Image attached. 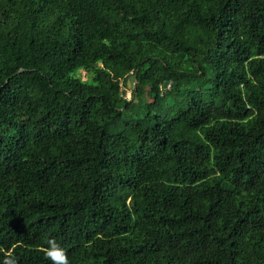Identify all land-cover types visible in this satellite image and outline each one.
I'll return each mask as SVG.
<instances>
[{
    "label": "trees",
    "instance_id": "trees-1",
    "mask_svg": "<svg viewBox=\"0 0 264 264\" xmlns=\"http://www.w3.org/2000/svg\"><path fill=\"white\" fill-rule=\"evenodd\" d=\"M49 239L264 264V0H0V264Z\"/></svg>",
    "mask_w": 264,
    "mask_h": 264
},
{
    "label": "clouds",
    "instance_id": "clouds-1",
    "mask_svg": "<svg viewBox=\"0 0 264 264\" xmlns=\"http://www.w3.org/2000/svg\"><path fill=\"white\" fill-rule=\"evenodd\" d=\"M45 258L52 264H70L67 251L55 239L47 241V248L44 249ZM13 264L15 262L13 261Z\"/></svg>",
    "mask_w": 264,
    "mask_h": 264
},
{
    "label": "rangeland",
    "instance_id": "rangeland-1",
    "mask_svg": "<svg viewBox=\"0 0 264 264\" xmlns=\"http://www.w3.org/2000/svg\"><path fill=\"white\" fill-rule=\"evenodd\" d=\"M78 76H80L83 80H87L89 78V73L85 69H80L77 72ZM132 90L133 87L129 88L127 85L123 88L124 92V97L126 99H131L132 98ZM90 153V151L88 152Z\"/></svg>",
    "mask_w": 264,
    "mask_h": 264
},
{
    "label": "water",
    "instance_id": "water-1",
    "mask_svg": "<svg viewBox=\"0 0 264 264\" xmlns=\"http://www.w3.org/2000/svg\"><path fill=\"white\" fill-rule=\"evenodd\" d=\"M135 84H136L135 77L134 76H131L130 79L128 80V82H127V86L129 88H131V87L134 88L135 87Z\"/></svg>",
    "mask_w": 264,
    "mask_h": 264
}]
</instances>
